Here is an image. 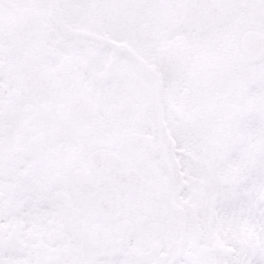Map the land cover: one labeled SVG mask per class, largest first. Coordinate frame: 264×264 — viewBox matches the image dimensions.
<instances>
[{
    "label": "snow or ice",
    "instance_id": "1",
    "mask_svg": "<svg viewBox=\"0 0 264 264\" xmlns=\"http://www.w3.org/2000/svg\"><path fill=\"white\" fill-rule=\"evenodd\" d=\"M0 264H264V0H0Z\"/></svg>",
    "mask_w": 264,
    "mask_h": 264
}]
</instances>
